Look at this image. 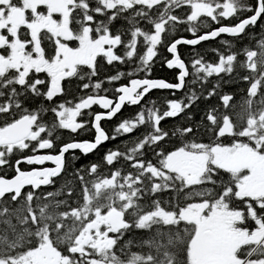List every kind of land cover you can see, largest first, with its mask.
Here are the masks:
<instances>
[{
    "label": "snow or ice",
    "instance_id": "6c2138e0",
    "mask_svg": "<svg viewBox=\"0 0 264 264\" xmlns=\"http://www.w3.org/2000/svg\"><path fill=\"white\" fill-rule=\"evenodd\" d=\"M0 264H264V0H0Z\"/></svg>",
    "mask_w": 264,
    "mask_h": 264
},
{
    "label": "trees",
    "instance_id": "16d2710c",
    "mask_svg": "<svg viewBox=\"0 0 264 264\" xmlns=\"http://www.w3.org/2000/svg\"><path fill=\"white\" fill-rule=\"evenodd\" d=\"M221 38L227 39L228 37H227V35L221 34ZM218 44H219V40L218 39L217 40H213V41H209L207 43H203L202 42V45L205 48L215 47ZM181 51L184 52L185 51V48L184 47H181ZM153 76L155 78H164V77H167V78L171 79L172 78V72L169 71V70H167L165 68V66H163V65H161V64L158 63L153 68ZM152 95H153V97H149V99H151V98H159V97H161L163 95H167V93H164V92H161V91H153ZM123 111H124L125 114H127L130 111V109L127 108V107H125L123 109ZM165 123L167 124V123H169V121L168 120H165ZM104 127L105 128H108L109 127V124L108 125H104Z\"/></svg>",
    "mask_w": 264,
    "mask_h": 264
},
{
    "label": "flooded vegetation",
    "instance_id": "af4514ba",
    "mask_svg": "<svg viewBox=\"0 0 264 264\" xmlns=\"http://www.w3.org/2000/svg\"><path fill=\"white\" fill-rule=\"evenodd\" d=\"M166 68V67H165ZM167 69V68H166ZM167 70H169V69H167ZM169 71H171V70H169ZM153 91H159V90H153ZM153 91H152V93H153ZM151 97H153V95L151 94ZM128 108V107H127ZM104 125H108V123L107 122H105L104 123ZM117 143L119 142V141H116Z\"/></svg>",
    "mask_w": 264,
    "mask_h": 264
},
{
    "label": "water",
    "instance_id": "95a60500",
    "mask_svg": "<svg viewBox=\"0 0 264 264\" xmlns=\"http://www.w3.org/2000/svg\"><path fill=\"white\" fill-rule=\"evenodd\" d=\"M224 35H227V34H224Z\"/></svg>",
    "mask_w": 264,
    "mask_h": 264
}]
</instances>
